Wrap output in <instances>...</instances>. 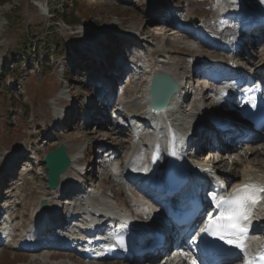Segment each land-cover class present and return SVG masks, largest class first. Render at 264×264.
<instances>
[{
    "label": "rangeland",
    "instance_id": "rangeland-1",
    "mask_svg": "<svg viewBox=\"0 0 264 264\" xmlns=\"http://www.w3.org/2000/svg\"><path fill=\"white\" fill-rule=\"evenodd\" d=\"M219 1L225 0L0 2V223L8 219L13 236L33 229L34 209L50 198L43 156L59 143H66L68 154L75 162L79 159L87 170V174L80 175L77 170L82 168L70 169L66 176L72 179L70 182L77 184L75 181L85 176L92 181L89 191L75 194L69 211L78 210L82 196L96 201L98 195L100 199L105 197L102 207L124 205L130 212L140 211L133 200L139 196L137 189L123 177L111 175V161L101 157L110 149L117 152V160L130 153L131 130L141 117L144 82L152 67L166 65L182 79H191L194 94L188 111L192 116L230 110L215 108L211 88L216 84L206 82L201 71L194 73L192 63L201 51L229 59L244 73L261 67L264 20L248 28L250 38L244 43V52L232 58L224 41L227 30L239 25L216 16ZM230 1L242 6L246 15L263 16L258 9L264 7V0ZM189 15L204 20L210 30L207 36L186 27L183 21ZM131 51L134 54L129 57ZM128 59L139 60L142 67L135 75L128 74V85L123 80L127 73L115 81L123 88V100L114 99L109 92V99H103L107 94L98 96L100 87L109 85L111 90L113 79L121 74L113 71L116 63H129ZM88 112L90 121L85 122ZM247 129L252 135L259 131L252 126ZM226 141L222 138L220 145L226 146ZM231 146L232 151L223 154L221 161L208 164L229 173H242L244 164L254 163L264 175L262 140L244 144L239 136ZM251 147L260 153L249 155ZM235 178L229 177L228 181ZM80 220L76 221L78 225L84 221ZM15 247L16 242L10 239L0 245V264H153L149 259L140 262L133 258L97 263L79 253L51 247L34 251ZM167 264H174L173 259Z\"/></svg>",
    "mask_w": 264,
    "mask_h": 264
},
{
    "label": "bare ground",
    "instance_id": "bare-ground-1",
    "mask_svg": "<svg viewBox=\"0 0 264 264\" xmlns=\"http://www.w3.org/2000/svg\"><path fill=\"white\" fill-rule=\"evenodd\" d=\"M218 6H219V9H218V12H216L217 13L216 16L223 17V19H225V20H227V19H229V18L234 16V14L232 13L234 10L227 11L230 6H234L237 9H239L235 5V3L230 1V0L219 1ZM258 10L264 16V7L260 6V9H258ZM258 17H259V20L264 18V17L262 18L261 15H257V18H256V16H252L251 17V16L246 15L245 13H243L241 15L236 16L235 19H233V20L231 19L230 20V21H234L235 20L238 23L239 27H241V25H243V23L245 24V28H242L243 30H240L239 27L236 28V29L227 30L228 36L225 38L224 42H226V46L228 47V49L231 50L230 53H231V57L232 58H238L244 52V50H243L244 43L250 38V34H249V31H248V28H249L250 25H254L258 21ZM183 22L186 24V27L187 26L189 27V26L193 25L196 28L204 29L205 30L204 32L208 33V31L206 29L207 25L205 24V22H204V20L202 18H198L197 16L189 15V16L185 17V21H183ZM255 27H257V26H255ZM190 53H193V51L190 50ZM209 54L218 55L216 53H209ZM232 60H234V59H232ZM162 63L165 64L164 62H162ZM196 64H197V62H196ZM228 64L231 65V66H235L236 67V65L233 64V63H231V64L228 63ZM158 70H162V71H164L166 73H169L170 75H172L173 77L176 78V75H175V73H174V71L172 69H170L166 65H160V64L152 67V69L150 70V75L149 76H151L152 74L156 73ZM118 71L119 70H117L116 72H118ZM199 71H200V69L196 68L193 72L194 73H198ZM122 73L123 72L121 70V74ZM252 77H262L264 79V64H262L261 67H259V68L254 70V74H253ZM127 79H128V77H127ZM102 92L103 93L101 94V97H104V95L107 94L105 96V98H103V99L110 98V95H108V89H107V91L103 90ZM170 107H172V105L168 106V108H170ZM165 114L167 115V112H165ZM210 114H211V121H212V119H215V121H216V123L211 127L210 134H212V135L210 137H214L215 136V138L220 137L221 139L225 138L227 140L226 141L227 142L226 146H218L217 145V149L219 151H221L223 154H226V153L228 154V153H230L232 151L231 150V147H232L231 146V141L236 139L239 136L244 141V144L246 142L247 143H251L252 141L255 142V141H257V139L262 140L264 142V133H262V130L264 129V125H262L260 127L261 129L259 131H257V135H252V134L249 133V130L245 128L246 126L245 127L236 126L234 128L233 125L230 122H227V123H225L223 125L222 123H223V119L225 117L214 116V114H212V112ZM140 116H141L140 118H137L138 122H134V124H133L134 127L131 130L132 133H133V136H132L133 144H132V148L130 150V153L126 156V162H127L128 166H129V168L131 170H133L135 173L141 174L140 178L144 180L145 178L149 177V175H150L149 171L151 169L150 167H152V160L149 161V159H152V157L154 155V152H155V149H156L155 147H157V144L161 145L160 142L163 141V140H162V138L160 136L155 137L156 134L157 135L161 134L160 133L161 131L158 130L156 132L155 128L152 129L153 134H144L143 133L144 130H147L143 119H144V117H146V118H147V116L149 117V115L146 112L144 106L142 107ZM168 116H169V114H168ZM203 116H205V115H203ZM152 117L155 118V119H161L160 115H153ZM192 117H193L192 119L185 120L184 125L182 124V129L184 128V129L187 130L186 135L190 134L189 137H191V138L196 137L198 142L204 141V139L207 137L206 134L208 133L205 130L209 129V127L206 125L207 127L205 126V128H204V125L206 124V121L202 122L201 125L203 124L202 125L203 128L200 129L201 131L199 130V132H201V134H199V132L197 131V127L198 126L196 127V125L198 124L197 122H199V121L195 122V119L198 116H192ZM149 119L151 120L150 117H149ZM169 119H171V117ZM251 123H252V126L255 127V123L254 122H251ZM229 125H231V126H229ZM95 132L97 133V131H95ZM251 132H252V130H251ZM157 140L159 142H156ZM63 144L65 145V148L68 149L66 143H63ZM147 144L150 147H148ZM200 148L203 149V146L200 147ZM208 152H211V151H208ZM249 153H250L249 155H253V154H256V153L258 154L260 152H259L258 149H254L253 147H251L249 149ZM113 154L114 153L109 154L107 156V158H109ZM205 154L206 153H202V156L205 155ZM68 155L72 158V165H74V163H75L74 159L75 158L73 159V157L70 154H68ZM203 158L205 159L206 157H203ZM219 161H221V160L219 159ZM161 162L162 161H158V164L155 165L156 169L153 172V174L159 175V174H161L160 172H163L161 169L159 171V165H160ZM110 164L112 165V171H113V173L116 176L123 177V178L125 177V174H124V169L125 168L123 167L122 164H119L118 161H112ZM197 165H198V163H197ZM201 166L204 167V168L206 167V165H201ZM26 169H27V167L24 166V171ZM70 169L72 170L73 167L71 166L69 169H67L65 172L62 173L60 185L56 189H53V190L49 189L50 192H51L50 193L51 195H50V198L46 200L47 201L46 206L45 207H41V206L38 207L37 206L34 209V212H35L34 215L37 218L36 225H35L36 229L39 228L38 224L44 221V217H45V213L46 212H48V221L49 220L51 221V219L53 217H56L54 219V221L57 218H59V215L57 213H54V211H53L56 208L55 203H54L55 202V198H54L53 195L59 189H63L64 187L68 186V182H67L68 178L66 176H67L68 172L70 171ZM240 174L241 173L236 172V171L230 172V174L228 175V178L232 177V176L236 177L235 179H233L230 182V183H232V185L237 184L243 174H249L251 178H253L255 180H259L260 182L264 183V175L260 173L259 166L254 164V163H246V164H244L243 170H242V175H240ZM80 191H82V189L79 190V192ZM79 192L77 194H80ZM51 196H53V197H51ZM10 197H13V195L10 194ZM104 199H105V197L103 198V196H102V199H100L99 195H98V199L96 201L94 199L86 197V196H82L80 198V201L82 200V201H85V202L79 203L78 210H77V211H79V213H77L76 216L73 219L68 221V223H70V225H72V226H70V230L71 231H74L75 229L79 230V232H75L74 235L72 234L73 238L75 239V241L84 240V241L96 243L95 237L90 238L91 237L90 234L94 230L92 229L91 226L87 227L86 223H88L89 221H92L93 219H95L98 216L99 213L104 211V207H102ZM133 200H134V203L142 210V212L145 215L149 216L150 224L153 225V227H157L161 223V220L159 219V217L157 215H155V214L152 215V213L154 212V209L148 203H146L145 201L141 200L138 197H134ZM9 204H11L10 201H9ZM9 204H7V205H9ZM121 211L122 212L126 211V209L124 208ZM105 212H109L112 215H114L118 211L114 207V208H107V210ZM122 214L123 215H122L121 219H119V220L116 219V221H114L112 224H110V225L114 224L116 227L108 229L109 232H112L113 230L119 231L121 229H124V227L121 225V223H122V219L125 217V212L122 213ZM259 214H261V211L258 209L257 212H256V217H258ZM86 215L88 216V219L85 220V219L81 218V216L85 217ZM79 217L81 218L80 221H83V220L84 221L82 222V224H79L80 228H78L77 226H76L77 228H75L74 225L76 224V221L79 219ZM9 218H11V216H9ZM3 221H4L3 222V226L0 227V234L2 236L7 234L8 238H10L11 235H12V232L7 230L8 226H10V225H8V219L7 220L5 219ZM46 231H48V230H46ZM40 232L41 231H39V234H40ZM41 233H44L45 235L47 234L45 232H41ZM85 235H87V236H85ZM251 238L252 237H250L249 240H248L249 241L247 243L248 247L245 248V250L243 251V260H245V259L252 260L254 255H255L250 250L252 247H255L254 243L251 242L252 241ZM89 258L97 260L96 256L89 255ZM241 260L242 259H240L236 263L237 264H241V262H242ZM164 264H166V263H164Z\"/></svg>",
    "mask_w": 264,
    "mask_h": 264
},
{
    "label": "snow or ice",
    "instance_id": "snow-or-ice-1",
    "mask_svg": "<svg viewBox=\"0 0 264 264\" xmlns=\"http://www.w3.org/2000/svg\"><path fill=\"white\" fill-rule=\"evenodd\" d=\"M261 192H264V188L256 185H245L235 189L229 197L218 202L217 206L225 210L215 220L210 218L205 230L243 252L246 248L245 237L248 233L251 209ZM212 199L216 200L214 193ZM261 259H264V256Z\"/></svg>",
    "mask_w": 264,
    "mask_h": 264
},
{
    "label": "water",
    "instance_id": "water-1",
    "mask_svg": "<svg viewBox=\"0 0 264 264\" xmlns=\"http://www.w3.org/2000/svg\"><path fill=\"white\" fill-rule=\"evenodd\" d=\"M163 77L168 84V92L166 94V101L162 108H166L170 102L171 94L177 90V85L174 78L168 73H162L152 76V82L157 78ZM43 162L47 170L46 182L49 189H56L60 185V178L71 166V158L66 152L65 145L60 143L57 148L47 151L43 156ZM46 201L41 202V206H46Z\"/></svg>",
    "mask_w": 264,
    "mask_h": 264
},
{
    "label": "trees",
    "instance_id": "trees-1",
    "mask_svg": "<svg viewBox=\"0 0 264 264\" xmlns=\"http://www.w3.org/2000/svg\"><path fill=\"white\" fill-rule=\"evenodd\" d=\"M6 1H9V0H0V2H6ZM76 20L78 21V19H76ZM29 35H30V34L27 33V34H26V37L29 38V37H30ZM55 46H56V50H58V51L61 52V47L59 48V47H58V44H55ZM34 52H36V53L38 54V51H36V48H35V47H34ZM14 66H18V65H13L12 67H14Z\"/></svg>",
    "mask_w": 264,
    "mask_h": 264
}]
</instances>
